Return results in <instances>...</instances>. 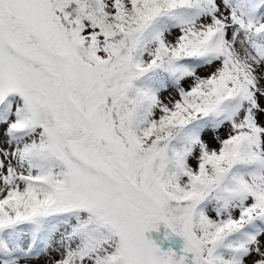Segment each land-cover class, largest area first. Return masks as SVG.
Instances as JSON below:
<instances>
[{
  "label": "snow or ice",
  "instance_id": "6c2138e0",
  "mask_svg": "<svg viewBox=\"0 0 264 264\" xmlns=\"http://www.w3.org/2000/svg\"><path fill=\"white\" fill-rule=\"evenodd\" d=\"M0 264H264V0H0Z\"/></svg>",
  "mask_w": 264,
  "mask_h": 264
},
{
  "label": "rangeland",
  "instance_id": "374dc122",
  "mask_svg": "<svg viewBox=\"0 0 264 264\" xmlns=\"http://www.w3.org/2000/svg\"><path fill=\"white\" fill-rule=\"evenodd\" d=\"M200 74L201 75H207V72L201 71ZM167 95H168V92L163 93V96H167ZM224 131L225 130H223V129L221 130V136H223ZM204 139L209 142L210 147H212V148L217 147L216 143L211 140V133L210 132L205 133ZM150 235H153V234H150Z\"/></svg>",
  "mask_w": 264,
  "mask_h": 264
}]
</instances>
